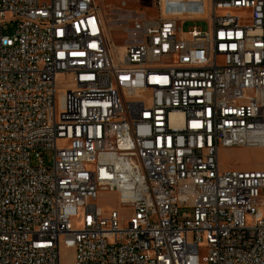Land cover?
Returning <instances> with one entry per match:
<instances>
[{
    "label": "built area",
    "instance_id": "obj_1",
    "mask_svg": "<svg viewBox=\"0 0 264 264\" xmlns=\"http://www.w3.org/2000/svg\"><path fill=\"white\" fill-rule=\"evenodd\" d=\"M177 1L117 47L95 0H0V264H264V165L220 163L264 149V0Z\"/></svg>",
    "mask_w": 264,
    "mask_h": 264
},
{
    "label": "rangeland",
    "instance_id": "obj_2",
    "mask_svg": "<svg viewBox=\"0 0 264 264\" xmlns=\"http://www.w3.org/2000/svg\"><path fill=\"white\" fill-rule=\"evenodd\" d=\"M124 0H95L101 14L105 33L115 46L123 47L131 39V20L139 15L147 18H157L159 16L157 0H125L126 6L122 5ZM175 7H195L198 3L195 0H179ZM243 24H249L250 20L242 19ZM183 31H188L194 26L207 30L208 21L205 20H185L180 22ZM15 31V24H8L4 34L12 36ZM45 163H53L52 152L44 155ZM38 160L32 159V164L37 165ZM220 163L223 168L255 169L264 165V149L260 148H231L220 151ZM96 203L106 210H117L126 213L127 209L121 206L118 194L112 191H100ZM62 264H74L75 252L72 249L62 247Z\"/></svg>",
    "mask_w": 264,
    "mask_h": 264
},
{
    "label": "bare ground",
    "instance_id": "obj_3",
    "mask_svg": "<svg viewBox=\"0 0 264 264\" xmlns=\"http://www.w3.org/2000/svg\"><path fill=\"white\" fill-rule=\"evenodd\" d=\"M174 5V3H170V2H166L165 3V9L166 10H169V9H174V7H172Z\"/></svg>",
    "mask_w": 264,
    "mask_h": 264
},
{
    "label": "crops",
    "instance_id": "obj_4",
    "mask_svg": "<svg viewBox=\"0 0 264 264\" xmlns=\"http://www.w3.org/2000/svg\"><path fill=\"white\" fill-rule=\"evenodd\" d=\"M222 151V150H221Z\"/></svg>",
    "mask_w": 264,
    "mask_h": 264
}]
</instances>
